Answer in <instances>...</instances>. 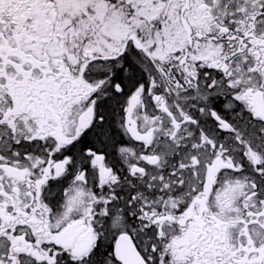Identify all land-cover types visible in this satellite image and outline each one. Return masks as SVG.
<instances>
[{"label":"snow or ice","instance_id":"1","mask_svg":"<svg viewBox=\"0 0 264 264\" xmlns=\"http://www.w3.org/2000/svg\"><path fill=\"white\" fill-rule=\"evenodd\" d=\"M0 264H264V0H0Z\"/></svg>","mask_w":264,"mask_h":264}]
</instances>
